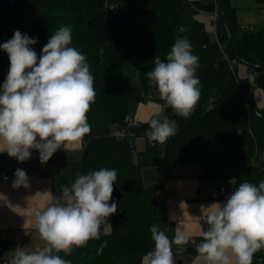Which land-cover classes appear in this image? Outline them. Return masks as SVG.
Segmentation results:
<instances>
[{
  "label": "trees",
  "instance_id": "1",
  "mask_svg": "<svg viewBox=\"0 0 264 264\" xmlns=\"http://www.w3.org/2000/svg\"><path fill=\"white\" fill-rule=\"evenodd\" d=\"M256 1L264 7V0ZM0 10L26 12L11 20L15 29L6 31L12 37L19 30L38 38L31 46L38 56L57 29L71 26L70 46L85 55L94 76L96 97L87 113L91 132L84 137L86 154L71 173L60 178L55 199L77 174L115 169L117 180L109 203L116 202L117 212L110 216L112 230L107 234L74 248L70 255L59 253L71 264H143V257L154 248L150 228L160 219L157 190L174 166L189 162L197 147L218 145L222 149L218 162L230 159L238 163L236 186L244 181L258 186L264 181V104L256 102L252 88L251 97L245 98L237 78L248 85L249 77L239 75L242 63L233 70L228 61L237 58L254 67L258 73L255 85L264 91V25L246 30L248 27L239 24L231 0H18L16 4L1 3ZM201 11L217 14L216 21L212 19L214 40L206 24L197 18ZM178 36H186L192 53L199 57L196 75L201 98L187 119L166 109L164 115L175 121L177 132L164 144L150 143L147 133L153 115L131 127L126 118L134 102L153 98L163 103L146 74L154 67L155 57L165 60ZM138 61L145 63L138 67V83L133 84L123 65ZM9 68L8 54L0 49V87ZM209 101L214 104L211 111L207 110ZM257 109L261 116L255 114ZM123 131L126 135L121 137ZM138 135L145 137L146 147L135 158ZM153 165L162 166L164 176L147 185L142 170ZM3 244L7 246L6 241ZM259 257L264 258V250L254 254L253 262Z\"/></svg>",
  "mask_w": 264,
  "mask_h": 264
},
{
  "label": "clouds",
  "instance_id": "2",
  "mask_svg": "<svg viewBox=\"0 0 264 264\" xmlns=\"http://www.w3.org/2000/svg\"><path fill=\"white\" fill-rule=\"evenodd\" d=\"M72 31L68 25L57 29L39 56L31 47L38 38L19 30L0 44L10 61L0 87V153L24 162L35 149L45 164L61 147L81 144L90 134L87 113L96 97L94 76L85 55L70 46ZM198 67L199 57L186 36L175 39L165 60L154 58L146 75L163 103L157 104L149 121L150 143L164 144L177 132L176 124L164 115L166 109L186 119L195 111L201 98ZM213 107L209 101L207 110ZM14 176V188L30 187L24 170L16 169ZM116 180L115 169L77 174L70 186L62 187L60 200L34 213V227L45 246L33 252L18 249L12 264H71L59 253L70 255L74 248L98 240L102 230L108 233V217L117 212L116 202L109 203ZM229 183L234 190L225 202L201 206L208 227L200 233L202 242L196 250L206 264H253L254 254L264 250V181L258 186L247 181L235 186V179ZM150 232L154 248L143 264H175L172 244H186L188 237L181 233L170 240L158 225ZM105 246L106 241L98 254Z\"/></svg>",
  "mask_w": 264,
  "mask_h": 264
},
{
  "label": "crops",
  "instance_id": "3",
  "mask_svg": "<svg viewBox=\"0 0 264 264\" xmlns=\"http://www.w3.org/2000/svg\"><path fill=\"white\" fill-rule=\"evenodd\" d=\"M231 1L235 5L238 0ZM248 1H251L249 7H253L254 3L261 6L256 0L254 3L253 0ZM212 17L210 12L201 11L197 14V18L206 24L209 33H215ZM238 73L241 77H249L248 85H251L254 99L263 105L264 91L255 85L247 66L240 65ZM157 104L160 102L153 98L138 103L133 109L129 108L128 116L139 123L146 122L153 115ZM84 145L83 139L81 144H69L67 149L61 147L45 164H41L39 152L35 149L30 150L31 158L24 162L9 157L6 152L0 153V162L11 176L8 181L0 179V237L7 243L1 256L11 264L18 249L33 252L45 246V241L34 227V213L44 210L50 202L59 200V197L55 199L57 184L60 178L73 171L84 154ZM221 155L222 149L218 145L195 148L189 162L174 166L165 184L157 190V213L160 219L155 225L171 240L181 233L188 237L186 244H172L175 264H206L192 244L201 238L200 233L204 231L201 206L220 202L219 186L228 176H237L240 170L239 164L230 159L218 162ZM18 168L29 177L30 187L27 189L12 186ZM142 173L145 184H155L163 179L164 168L145 166Z\"/></svg>",
  "mask_w": 264,
  "mask_h": 264
},
{
  "label": "built area",
  "instance_id": "4",
  "mask_svg": "<svg viewBox=\"0 0 264 264\" xmlns=\"http://www.w3.org/2000/svg\"><path fill=\"white\" fill-rule=\"evenodd\" d=\"M3 2L16 4L18 2V0H0V5ZM25 14H26V12L12 13V12H8L5 10H0V44H3L4 42H7L8 40H10L12 38V35L8 31H6L8 29H15V25L11 22V20L16 16H19V17L25 16ZM216 18H217V14H214L213 20L216 21ZM214 27H215V25H214ZM244 28H247V26H244ZM228 61H229V64L233 70L236 68V66L240 65L241 63L243 65L247 66L248 72L253 79H255V77L258 74L257 70L254 67H249L247 64H245V62L239 61L237 58H230V59H228ZM237 79H238L239 86H240L245 98L249 99L251 97V87H249V85L245 84L239 78H237ZM255 114L257 116H261L262 111L260 109H257L255 111ZM126 120H127L128 126H130V127L136 126L139 124L138 121H136L134 118H132L130 116H127ZM238 133H241V130H238ZM119 135L122 137V136L126 135V132L123 131ZM10 177H11L10 173L3 166V164L0 162V179L3 181H8V180H10ZM231 179H235L236 183H237V176H228L224 180V182L219 186L218 196H219V200L221 203L225 202L226 197L228 195H230L232 193V191L234 190V186L231 183H229V181ZM201 220H202L203 225H204V231H206L208 225L206 224V221L202 218V216H201ZM201 242H202V237L199 238L197 241H194L192 244L195 247H197V245L200 244ZM3 249H4L3 239L0 237V264H11L6 258L1 256V252ZM253 264H264V258L263 257L257 258L253 262Z\"/></svg>",
  "mask_w": 264,
  "mask_h": 264
},
{
  "label": "rangeland",
  "instance_id": "5",
  "mask_svg": "<svg viewBox=\"0 0 264 264\" xmlns=\"http://www.w3.org/2000/svg\"><path fill=\"white\" fill-rule=\"evenodd\" d=\"M250 3H251V1L249 2L248 0H238L237 3H234L235 5H233V6L237 10V17H238V22L240 25L247 26L248 28L246 30H249V31L258 30L264 25V7L257 6V4L254 3V0H253V3H254L253 7H249V5L251 6ZM250 26L253 27V29H251ZM210 38L212 40H214L215 33L211 32ZM143 63H145V62L144 61H138V62H132L128 65H123L124 74L127 75L131 79L133 84L138 83V78H137L136 72L138 70V67ZM155 92H156V94H159L157 89ZM148 100H150V99H148ZM148 100H146V101H148ZM141 102L143 103L144 101L132 103L130 105V110L133 109L136 105H138V103H141ZM170 121L175 123L174 120L170 119ZM134 143H135V147L133 149V152H134V156L136 158L138 151L145 149L146 139L143 135H138L135 137ZM60 197L61 196H59V200H60ZM108 223L111 225L109 227V231H111L112 230V224L110 223V217H108ZM101 232H103V230Z\"/></svg>",
  "mask_w": 264,
  "mask_h": 264
},
{
  "label": "water",
  "instance_id": "6",
  "mask_svg": "<svg viewBox=\"0 0 264 264\" xmlns=\"http://www.w3.org/2000/svg\"><path fill=\"white\" fill-rule=\"evenodd\" d=\"M84 154H86V152ZM180 262H182V261L180 260Z\"/></svg>",
  "mask_w": 264,
  "mask_h": 264
}]
</instances>
